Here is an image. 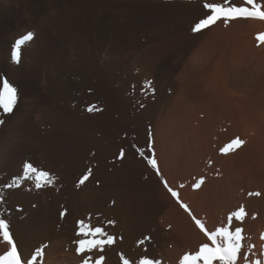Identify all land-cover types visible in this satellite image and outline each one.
Segmentation results:
<instances>
[{"label":"rangeland","instance_id":"1","mask_svg":"<svg viewBox=\"0 0 264 264\" xmlns=\"http://www.w3.org/2000/svg\"><path fill=\"white\" fill-rule=\"evenodd\" d=\"M192 1L193 0H188L187 3L179 2L186 3V8V4H175L179 7H175L174 5H160L154 7L150 6V12L147 11L148 13L146 12L144 14L145 18L143 19V21L141 20L143 17H139V19L141 18L140 20L138 19L139 22L137 21V27L139 28H135V35H133L128 41H121L122 38H118V35L116 34L122 35L123 32L121 33L119 31H116V34H114L115 38H113V44H115L116 42L118 45L120 43L122 45H114L116 46L114 47V50L116 51H113L112 53L113 57L111 56L112 59H110V61L112 62L110 63V65L102 66L98 69L99 71L93 72L94 74L92 73L91 75L82 74L77 76V74H74L70 76L71 78L65 77L66 79H71L69 80L70 86L68 85V88L66 89L67 96L65 97V100L57 103L58 105L60 104L59 106L55 105L52 108L50 107L47 113L49 119L47 118V120H45L43 118L42 120L47 124L42 123V125H40L41 123H36L34 124L36 129L31 128V131L25 128L26 131L24 135L27 134L28 136L22 135V137L24 138H22V142L21 140L20 142L23 144H28L29 142L25 141H29L31 137V140L34 141L36 137H39V139L43 138L40 140V142L42 140H48L47 144L54 142L56 143V141L58 142L60 140L59 138H62L61 136L65 137V140H68L67 135L69 136V138H71V142L68 140L70 143L77 144L78 142V146H84L85 149L90 144L91 147H89V149L87 148L88 150L86 149L87 151L85 150V152L87 153L89 151V153L87 154L91 157L93 156L92 158L94 159V166L91 167L92 172L90 174V176L93 174H97L95 176H92L94 180L92 179L90 183L84 182L83 185L79 184V180L73 181V184L72 182H69V184H67V181L60 180L54 175V173V178H52L49 172H47L46 170H42V168H39V166H36V172H31L32 174L27 176L28 178H25L26 176H24L21 181H14L13 179L6 176L7 173L4 169L3 162L0 160V219H4L9 224V232L13 238V243L17 245V250L22 254L23 258L25 257V255L21 251L19 240L16 235L19 226L23 224L28 218H31L30 220L32 221H30V224L32 226L39 224V222H43L45 224L43 218L48 216L50 218H54L55 222L52 223V235L58 236L57 243L61 244V246H59L60 244L58 245L59 249H57L53 255L55 257V260L52 263L50 262V264H84L85 262L86 264H95L94 262H96V264H104L109 255H113L114 258L118 259L120 264H123L125 259L123 258L122 253L118 250H115L116 244L122 240V235L121 233H119L116 227L119 222L118 217L122 215V212L120 211H124L123 214H127V210H131V206H133V209L140 211L143 216L148 215L149 217H151L153 215L150 219L154 220L155 224H159L161 234L163 236H167V233L176 234L179 229L176 221H171L163 217V215L161 214L162 208L167 209L168 205H170L169 203L171 202L173 203L176 211L184 213L188 216V218L191 217V223L200 230V228L195 223L194 217L195 219H199L200 221L201 219L200 217L193 216L195 215V213L190 204L191 202H194V197H192L193 199H191L189 202L183 199L182 196L186 195V192L187 194H191L193 192L192 195L198 193L202 188L203 183H209L211 180L217 181L219 188H222V190H220L221 192H219L220 194L218 193L219 195L213 193L210 190L211 193H209L207 196L209 199H214L212 202L211 199L209 200L211 204H214L212 206L215 209L212 207V211H217L219 213L229 207L228 203H225V201L223 202L224 197H221L225 194V192L228 191L227 195L239 193L245 195V198L247 199H256L259 201L262 200L261 205H258V203L257 205L255 204L253 210L251 209L252 207H250L248 204L245 205V203H241L238 204L239 206H235L234 203L233 206L235 207L233 208L235 209L232 208L234 211H236V209L238 212L240 211V209H243V211H245L244 215L241 218H238L242 221L238 227L242 229L243 236H245L243 219L246 217L248 218L249 216L251 222L252 219L255 220L258 218V213L260 212L261 208L264 207V190L262 189V187H264V115H261L260 113V109L264 107V102L262 101L263 93L262 91H260V89H258L260 88L259 86H255L256 88L250 87L248 88L250 89V91L245 92L246 90L244 91V89L246 87L244 88L243 85L239 84V86L235 85V83H233V81L227 74L228 70L226 69H228L227 66L230 59L229 56L232 55V52L235 51L236 43L234 42L236 41V38L233 37L232 34H226L225 30L228 29V26L231 25L234 20H232V22L229 21L227 23L229 25L225 24L223 20H220L221 22L217 21V24L215 23L210 28H206L201 32L192 31L194 24L207 14V10L204 8V4L209 1V3L220 2V0H194V2L198 3V5H195V3ZM171 2L174 1H165L166 4ZM232 2L238 5L237 0H232ZM157 3L164 4V1H157ZM192 3L194 4L192 5ZM188 6L190 7L189 9ZM151 7L152 10H150ZM11 48H13V46ZM11 50H9L10 58L12 52ZM202 54L203 58L201 57ZM193 56L195 57V59H193ZM200 57L201 60L199 61L198 58ZM191 68H195L193 71L194 73L191 71ZM196 71L197 73H195ZM198 71L204 73L205 75L199 73ZM202 75L203 77L214 76L213 80H216L214 81L216 82V86L217 84L218 87L220 85L219 89L216 90V98L221 96L222 98L219 97L220 100H213L212 103H209L207 100L203 99L202 94L198 92L196 87L201 83V80L199 79L203 78ZM188 77L190 81L188 80ZM195 77H197V79ZM191 78H193V80ZM230 81L231 83L227 85V83ZM225 83L226 85H224ZM223 85L225 86L224 88L222 87ZM182 86H184L186 90L184 89V87L181 88ZM221 87L225 91L220 89ZM220 90L222 91V93ZM181 91L183 92L182 94ZM225 97L227 99L232 97L230 99L231 103L229 104V107L221 111V102ZM254 99L261 101V104H259V101L257 100V102L254 101ZM217 101L220 102L218 103ZM253 101L254 104H257L256 106L252 104ZM251 104L255 107L251 106ZM207 106H209L211 109ZM240 106L242 107V109ZM89 107H94L95 110L90 112L88 111ZM256 107L259 108L256 109ZM253 108L255 109L253 110ZM238 109H240L242 112L240 110L238 111ZM234 110L236 111L235 114ZM247 111L250 113L253 112L251 113L252 115L250 114L251 117H249V113ZM1 113L0 116H2L3 118L0 119H3L5 121V116L7 114L5 115L4 113ZM34 113L35 112H33V114ZM253 115H255V117ZM252 116L254 119L252 118ZM165 118L166 120H164ZM247 118H250V120L252 118V120H247ZM155 125H157V128ZM195 129H198L199 131H194ZM33 130L37 131L38 134ZM47 130L51 132H48L47 134ZM57 130L60 132H58ZM195 132L197 133V136ZM29 133H31L30 135L32 136H30ZM51 133L54 134L52 135L53 140L50 138ZM37 135H40L41 137ZM55 136L59 138H56ZM46 137L47 139L45 140ZM237 137L244 141L241 146L227 153L221 152V149L224 148L225 145H227ZM166 138H168L169 141ZM160 139L161 141L163 139V145L165 144L166 140V143L168 144L169 142V145L166 144L167 146L164 145L163 147L162 142H159ZM156 140L158 142H156ZM68 141H65V144L68 143ZM42 143L45 144L44 142ZM81 143L83 144V146L81 145ZM172 143L175 145L173 146ZM28 146L30 145L28 144ZM165 146L167 149L165 148ZM175 146L177 147V149ZM249 146L251 149L249 148ZM158 147L161 149H159ZM170 147L173 149H171ZM192 147L198 148L197 151H203L205 155L203 156L204 158L200 156L198 158L199 160L196 158V164H190V161L188 159H185L187 156H181V154L183 153L187 154L186 152H188L189 148ZM244 147L248 149H245ZM35 150V155L38 156L42 164L46 163V161L48 163L49 157H47L48 155L45 154V147L43 154L41 153L42 150L40 149V147ZM122 152L123 155H121ZM169 152H173L174 156L177 155L175 156L177 157L176 159L181 160L184 158V161L188 160L187 162L189 163L187 164V162H185L184 166H189L187 168L183 167L184 170L183 168L181 169L177 167V170H173V172L170 170L172 173L169 172V170L163 168L162 161L166 160L167 158L169 159ZM160 153L164 155L162 156ZM95 154L96 156L94 157ZM157 157L161 158L162 160ZM149 159H155L156 164L158 163L157 168L152 167V165L148 162ZM191 165L193 169L190 168ZM199 167L201 169H199ZM157 169L160 170L159 175H157ZM98 170L101 171V175L104 173L103 175L105 176H101ZM182 170L184 172H187L188 174L184 172L182 173ZM39 171L47 172L50 175L48 176L49 179H41L39 181L40 187H37V176L40 173ZM173 173L176 174V178L173 176ZM246 173L249 174L248 178L246 177L248 176V174ZM254 173L257 174L255 175ZM168 174L170 175L169 177ZM227 175L229 177L227 178L228 181H226L225 179ZM257 175L258 177H261H259L261 180H258V178H256ZM153 176L154 178H151ZM181 176H185V178L183 177L184 179H179ZM242 176L245 178L243 179ZM107 177L109 178V180L107 179ZM162 177L164 180L162 179ZM116 178L118 180H116ZM27 179H29L30 182ZM172 179L174 180L172 181ZM201 179L203 180V183H200ZM236 179L237 181H235ZM254 180H258L256 181L257 183L259 181H262L260 185H257L259 186V188L255 187L254 190H248V184L252 183V181L255 182ZM112 181L113 183H111ZM114 181L117 182L118 185L115 184ZM163 181H167L169 188L173 189L176 192H179V200L171 195V193L168 191V188L165 187ZM100 182L102 183L100 184ZM106 182L108 186L106 185ZM197 182L199 184V187H195L197 185ZM235 182L237 183V185H234L236 184ZM231 183L234 184L232 185ZM98 184L102 187H100ZM122 184H124L125 186H123ZM211 184L213 185V183ZM225 184L228 186L226 187ZM152 185H155L154 188ZM221 185L224 187H222ZM82 187H85L84 191H82ZM86 187H88V189ZM225 188H227V190ZM86 189L87 193H85ZM89 189L91 190V192H89ZM119 189V193L122 190L121 194H123V192L125 193V190L127 189L130 190H127L126 194L121 195L119 193H116ZM115 190H117L115 194H117L118 199L122 197V200L121 198L119 200H116L117 196H114L113 194ZM80 191L83 193L81 194ZM182 191L184 192V194H181L183 193ZM98 193H100L101 197H99ZM101 193L102 195L106 196L103 197ZM87 194L89 198H96L97 196V199L100 198L99 200L101 202L99 204V207H88L87 204H85L86 200L83 198L86 197ZM219 196L221 199L219 198ZM103 200L106 201L104 202ZM125 200L127 202L130 201L127 208L126 206L122 205V201L127 203ZM72 201H74L77 205H74L75 203H72ZM115 201L116 204H114ZM182 204L187 205V210L181 206ZM105 205L106 209L104 208ZM222 205L223 207L221 208ZM123 208L125 210H123ZM102 210H104L106 213ZM232 211L231 213H233ZM50 213H52V216H50ZM221 215L223 217L225 214ZM230 215L228 214L227 216L231 217ZM217 226L219 228L221 227V225ZM96 227L104 229L105 232L107 231V235L113 237L114 244H105L103 247V251L93 249L91 251H85L82 253L78 252L77 248L79 247V241L81 239H106V237H94L91 234L90 230ZM81 229H83V232L81 231ZM116 229L118 232L116 231ZM27 233L31 237L32 242H38L35 232L31 233L30 231H28ZM157 238L158 239L153 242V237L147 236L146 238L141 239V241L139 242L140 246H142V252L144 253L142 257H144V259L151 260L152 264H154L153 255H156L158 251L156 242H158L160 239L159 237ZM246 238L248 239L247 234L244 239ZM0 242V255H3L6 251L10 250L11 246L5 243L2 232H0ZM51 242V239H44L39 241L35 246H31L30 248L32 250L30 251L28 256L25 257L28 261L27 264H45V262L47 261L46 251L52 244ZM146 243H149V245L154 244L152 245L153 254L148 250V246L146 245ZM63 247L65 249H63ZM68 249L70 250L68 251ZM101 256L104 257L103 260H100ZM73 257H75V259ZM129 264L131 263L129 262Z\"/></svg>","mask_w":264,"mask_h":264},{"label":"bare ground","instance_id":"2","mask_svg":"<svg viewBox=\"0 0 264 264\" xmlns=\"http://www.w3.org/2000/svg\"><path fill=\"white\" fill-rule=\"evenodd\" d=\"M157 1H159V2L164 1V4L157 3ZM165 1H174V2L166 4ZM187 1L188 0H0V87H2L3 79H8L9 82L13 83V85L16 86L18 89L17 106L14 108L13 112L10 115H8V114L6 115L4 113L6 115L5 121H4L3 125L0 124L1 125V128H0V160L3 162L4 169L7 173L6 176H8V178L13 179L14 181L15 180L21 181L24 176H26L25 178H28L27 176L31 175L32 173L31 172L26 173L24 170V166L26 164H32L33 168H35L36 166H39V168L41 167L42 170H46L47 172H49L51 174L52 178H54V175H55L60 180L67 181L68 182L67 184H69V182H72V184H73V181H76V180L80 181V179L85 174H87L89 170H91V167L94 166L93 165L94 159L92 158L93 156L91 157L90 155L87 154V153H89V151L87 153L85 152V150L87 148L89 149V147H91L90 144L86 149L84 148L82 143H81V145L83 147H81L80 145H79L80 146L79 147L78 142H77V144L70 143L71 138H69L68 135H67V139L70 142L68 140H65L66 138L63 136H61L63 139L55 136L56 138H59L60 140L58 142L56 141V143L54 142V143H50V144L48 143L47 144L48 140L47 141L42 140L40 142V140L43 138L39 139V137H36V134H35V137H36L35 141L31 140L32 137L29 141H25V142H29L28 144L30 146H28L27 143H25V144L21 143L22 142L21 139L24 138V137H22V135H24V133L26 131L25 128H27V130H30L31 128L36 129V127L34 125L36 123H41L40 125H42V123L47 124L45 121H42V120H43V118L45 120H47V118L49 119L47 113H48L50 107L52 108L55 105L57 106L58 105L57 103L65 100V97L67 96L66 89L68 88V85L70 86L69 80H71V79H66L65 77H70L71 75H74V74H77V76L82 75V74L91 75L93 72L99 71L98 69L101 68L102 66H105V65L109 66L110 65V63L112 62V61H110V59H112L111 58L112 53H113V51H116V50H114V47H116L114 45L117 43L115 42V44H113V38H115L114 34H116V31H119L121 33L123 32L122 35L116 34V35H118V38L121 37L123 39V40L121 39V41H123V42H124V40L128 41L133 35H135L134 30L137 27V21H138L139 17L142 16L143 18L142 19L140 18V19L143 21V19L145 18L144 14L147 11H149L150 6L154 7V6H160V5L161 6L162 5L163 6L174 5L175 7H179V6H176L175 4L182 5V4H186ZM179 2H186V3H179ZM192 2H194V0ZM237 2H238V5H240L243 3V0H237ZM189 3H188V5H189ZM194 3H192V5ZM257 3L264 6V0H257ZM196 4L198 5V3H195V5ZM201 4H202V2H201ZM186 6H187V4L185 5V8H186ZM182 8H184V7H182ZM189 8L190 7L188 6V9ZM150 10H152V7ZM262 10H264V8H262ZM193 11H194V8H193ZM230 22H232V21H230ZM227 25H229V24H227ZM138 28L139 27H137V29ZM30 30L34 33V39L31 42H29L28 44H26L25 46H23V48H22V61L20 64H15L12 62V60L10 58L9 50L13 49L11 47L14 45L16 39L21 38L24 34H26ZM114 31H115V33H114ZM225 33L226 34H232V36L236 38V41L234 42V43H236L235 51L232 52V55L229 56L230 59H229L228 66H227L228 69L225 68L226 70H228L227 74L229 75V77L231 78L233 83H235V85L239 84V85H243L244 88L246 87L244 89V91L246 90L245 92H249L250 89H248V88H250V87L256 88L255 86H259L260 88H258V89H260V91H262V93H263L262 101L264 102V39H262V40L257 39V36L259 34H264V20L257 19V18L237 19V20H234L231 23V25L228 26V29L225 30ZM119 43H120V41H119ZM119 45H122V44L120 43ZM123 45H125V44H123ZM194 56H193V59H195ZM201 57L203 58V54ZM201 57L198 58L199 61L201 60ZM205 58H206V56H205ZM196 60H197V58H196ZM205 61H206V59H205ZM222 62H223V59H222ZM191 63H193V62H191ZM194 69L191 68V71L193 72ZM196 69H198V68H196ZM198 72L202 73L200 71H198ZM195 73H197V71ZM202 74L205 75L204 73H202ZM203 75H202V77H203ZM197 77H199V76H197ZM197 77H195V78L197 79ZM200 77H201V75H200ZM213 77L214 76H212V77L211 76H205L202 79H199V80H201V83L196 86L198 92L202 94L203 99L207 100L209 103H212L213 100L214 101L220 100L219 97L222 98L221 96L216 98V96H217L216 90L219 89L220 85H219V87H218V84L216 86V82H214L216 80H213ZM191 79L193 80V78H191ZM188 80H189V77H188ZM226 83L224 85H226ZM229 83H231V81L228 82L227 85ZM224 85L222 86L223 88L225 87ZM183 87L184 86H182L181 88H183ZM222 87L220 89L223 90ZM233 88H234V86H233ZM184 89H185V87H184ZM182 91H181V94L184 92V91L183 92ZM223 91H225V90H223ZM195 92H197V91H195ZM221 93H222V91H221ZM226 97L221 102V106H220L221 111L230 106L229 105L231 103L230 99L232 97L228 98V99ZM256 100L257 99H254V101H256ZM254 101L252 102V104H254ZM257 101H259V100H257ZM260 102L261 101H259V104H261ZM209 103H207V104H209ZM252 104H251V106H253V107H255L257 105V104H254L255 105L254 106ZM207 107H209V106H207ZM209 108H207V109H209ZM258 108L259 107H256V109H258ZM241 109H242V107H241ZM254 109L255 108H253V110ZM239 110L240 109H238V111ZM1 112L2 111H0V113ZM33 112H35L36 114L35 113L33 114ZM216 112H217V110H216ZM231 112H233V111H231ZM231 112H230V114H231ZM218 113H220V112H218ZM235 113H236V111L234 112V114ZM248 113H249L248 114L249 117H251V115H252L251 113H253V112H251V113L248 112ZM260 113H261V115H264V107H262V109H260ZM4 114H3V116H4ZM253 116L255 117V115H253ZM253 116H252V118H253ZM0 118H3V117L0 116ZM223 118H224V116H223ZM252 118H251V120H252ZM248 119L250 120V118H247V120ZM164 120H166V118ZM244 120H245V118H244ZM222 123H223V121H222ZM247 123H249V122H247ZM157 125H155L156 128H157ZM159 125H160V123H159ZM236 125H237V122H236ZM209 126H211V125H209ZM33 127H35V128H33ZM38 130H40V129H38ZM196 130H198V129H195L194 131H196ZM33 131H35V130H33ZM48 132L49 131L47 130V134H48ZM52 132H54V131H52ZM58 132H60V131H58ZM31 133H29V135ZM35 133H37V131H35ZM42 134H43V132H42ZM195 134L197 136L196 132H195ZM26 135L27 134H25L24 136H26ZM52 135H54V134L51 133V136H50L51 139H52ZM30 136H32V135H30ZM30 136H29V138H30ZM37 136H40V135H37ZM57 136H59V135H57ZM193 136H194V134H193ZM33 137H34V135H33ZM47 137L45 138V140L47 139ZM56 138H54V139H56ZM156 138H158V137H156ZM168 138H166V139H168ZM20 140H21V142H20ZM65 141H68V143L65 144ZM162 141H163V139H162ZM162 141L160 139L159 142H162ZM166 141H165L164 145L167 144ZM168 141H169V139H168ZM23 142H24V140H23ZM42 142H44L45 144H43ZM156 142H158V141L156 140ZM162 145H163V142H162ZM164 145H163V147H164ZM167 145H169V142ZM174 145L175 144H173V146ZM199 145H197V146H199ZM159 146H161V145H159ZM166 146H165V148H166ZM170 146H171V144H170ZM39 147L42 150V152H41L42 154L44 152V147H45V154L48 155L47 157H49L48 163L46 161V163L42 164V162L39 160L38 156L35 155V151H36L35 149H37ZM244 148L248 149L246 147H244ZM249 148H250V146H249ZM159 149H161V148H159ZM162 149H164V148H162ZM171 149H173V148H171ZM176 149H177V147H176ZM176 149H175V151H176ZM197 149L198 148H196V147L189 148V151L186 152L187 154L183 153V154H181V156H183V157L187 156L188 158L186 157L185 159H188L190 161V164L191 163L196 164V158L198 159L200 156L201 157L205 156L203 151H199V150L197 151ZM168 150H170V149H168ZM178 150H180V149H178ZM91 152H90V154H91ZM161 152H162V150H161ZM95 156H96V154L94 155V157ZM157 156H158V153H157ZM168 156H169V159L168 158H167L168 160L166 158H165L166 160L163 159L164 161H162L163 162L162 165H163V168H165L166 170H169V172H171V171L173 172V170H177L176 169L177 167H179L181 169L183 167H186L184 165H185V162H187L188 160L184 161L183 160L184 158L181 160L176 159L177 157H175V156H177V155L174 156L173 152H171V153L169 152ZM43 158H45V157H43ZM157 158H159V157H157ZM159 159H161V158H159ZM188 163L189 162H187V164ZM192 165H194V164H192ZM192 165L190 168H192ZM199 169H201V168L199 167ZM199 169H197V170H199ZM94 170H95V168H94ZM101 170H102V168H101ZM183 170H184V168H183ZM183 170L181 171L182 173L184 172ZM187 170H189V169H187ZM98 172L100 174L101 171L98 170ZM53 173H54V175H53ZM175 173H173L174 177L176 175ZM184 173H187V172H184ZM189 173H190V171H189ZM246 174H248V173H246ZM254 174L256 175L257 173H254ZM93 175H91V176L89 175V178L85 182L90 183L93 179V177H92ZM95 175H97V174H95ZM180 175H181V173H180ZM228 175L225 178L226 181H228L227 180V178H229ZM103 176H105V175H103ZM169 176L170 175L168 174V177ZM215 176H216V174H215ZM183 177L185 178V176H183ZM183 177L181 176L179 179H181ZM246 177L248 178L249 174ZM259 177L257 175L256 178H258V180H261L260 179L261 177L260 178ZM151 178H154V176ZM159 178H161V177H159ZM241 178H240V180H241ZM244 178L245 177H243V179ZM107 179L109 180L108 177H107ZM162 179H163V177H162ZM168 179H170V178H168ZM213 179H214V177H213ZM27 180L29 181V179H27ZM27 180H26V182H27ZM104 180H103V182H104ZM116 180H118V179L116 178ZM173 180L174 179H172V181ZM258 180H254L255 182L252 181V183L248 184L247 189L248 190H251V189L254 190L255 187L259 188V186H257V185L258 184L260 185L262 181H259L260 183L259 182L257 183L256 181H258ZM235 181H237V179ZM198 182H197V184H198ZM101 183L102 182H100V184ZM111 183H113V181ZM211 183H213V185ZM115 184L118 185L117 182H115ZM106 185H107V182H106ZM122 185L125 186L124 184H122ZM234 185H237V183ZM103 186H105V185H103ZM154 186H153V188H154ZM227 186L228 185H226V187ZM229 186H230V183H229ZM88 187H86V188L88 189ZM100 187H102V186H100ZM111 187H113V186H111ZM192 187H194V186H192ZM222 187H224V186H222ZM82 188H83L82 191H84L85 187H82ZM94 188H96V187H94ZM150 188H152V187H150ZM87 189L85 190V193H87ZM225 189L227 190V188H225ZM262 189L264 190V187H262ZM127 190H125L126 192L125 193L123 192V194H126ZM151 190H153V189H151ZM210 190L213 193L218 194L219 192H221L220 190H222V188L221 187L219 188L217 181L211 180L209 183H203V186L199 190L198 193H195L194 195H192L193 192L191 194H187V192H186L185 193L186 195L182 196L183 199H185L189 202L191 199H193L192 197H194V199H193L194 202L190 203L191 208L193 209V211L195 213V215H193V216L200 217L201 222L205 225L206 229L209 231H215V230L219 229V227L217 225H221V227L230 226L231 230L234 231L235 228H237L241 224L242 221H241V219H238V218H237L238 220L236 219V216L234 215V213L235 212L237 213L238 211H237V209H236V211H234L233 209H235V208H233V207H235L238 204L245 203V205L248 204L250 207H252L251 209L253 210V207L255 206V204L257 205V203H258V205H261V203H262L261 202L262 200L259 201L256 199H247V198H245V195H242L239 193L227 195L228 191L225 192L226 191L225 190L224 191L225 194L223 193L224 195L221 197H224L223 202L225 201V203H228L229 207H227L225 210H223L224 209L223 208L222 209L223 211L218 213L217 211H215V212L212 211L213 210L212 205H214V204H211L209 201L211 198L209 199L207 197L208 194L211 193ZM116 191L117 190H115L113 192L114 196L115 195L117 196V194H115ZM119 191H120V189L116 193H119ZM185 191H186V189H185ZM89 192H91V190ZM256 192H258V191H256ZM82 193L83 192H81V194ZM121 193H122V190L119 194H121ZM250 193H252V192H250ZM98 194H99V197H101L100 193H98ZM123 194H121V195H123ZM150 194H151V192H150ZM181 194H184V192ZM74 195H75V193H74ZM74 195H72V196H74ZM101 195H102V193H101ZM102 196L105 197L106 195L105 196L102 195ZM165 197H167V196H165ZM93 198H95V197H93ZM93 198H89L88 194H87V196L84 197L83 199L86 200L85 204H87L88 207L89 206H91V207L92 206H96V207L98 206L99 207V204L101 202L99 200L100 198L97 199L98 196L95 199H93ZM120 198L122 200V197H120ZM219 198H220V196H219ZM119 199L117 196L116 200H119ZM111 200H112V197H111ZM123 200H124V198H123ZM213 200L211 199V202ZM73 202L74 201H72V203ZM129 202L125 203L124 201H122V203H123L122 205L126 206V208H127ZM223 202H222V204H223ZM69 203H70V201H69ZM124 203L127 205H125ZM234 203H235V206H233ZM114 204H116V201L114 202ZM169 204L170 205H168L167 209L162 208L161 214L163 215V217H165L171 221H176L178 226H179V229H178L176 234L167 233V236H163L161 234L160 229H159V224H155L154 220L150 219L153 215L151 217H149L148 215L143 216L140 211L134 210L133 206H131L132 207L131 210L130 209H129V211L127 210V214L126 213L123 214L124 211H120V212H122V215L120 217H118L119 222H118V224L116 223L117 224L116 227H117L119 233H121V235H122V240L116 244L115 250L120 251L125 260H128L131 264H139V262L144 259V257H142L144 254L142 252V248H141L142 246H140L139 242L141 241V239H144L147 236H152L154 239V240H152L153 242H155L158 239L157 237H159V239H160L158 242H156L157 247H158V251H157V254L155 253L156 255H153L154 256V264H181L185 255H194L199 250L200 245H202L204 243H210L208 241L207 237L197 227H195L191 223V221H190L191 217L188 218V216L185 215L184 213H180V212L176 211L173 203L170 202ZM74 205H77V204L75 203ZM106 205L104 206L105 209H106ZM215 205H217V204H215ZM108 206H110V205H108ZM222 207H223V205L221 206V208ZM224 207H225V205H224ZM100 209H102V208H100ZM228 209H230V210H228ZM123 210H125V209L123 208ZM96 211H97V209H96ZM102 211H104V210H102ZM231 211L233 213H231ZM37 212H38V210H37ZM220 213L225 214V215L222 217V215ZM259 213H258V218L255 220L252 219L251 222H250L249 216H248V218L246 217L243 219V221H244L243 225L245 227L244 235L246 236V234H247L248 239L246 238L243 241V247L241 250L242 255H241L240 259L238 260V264H257V262H259V264H264V239H262V237H264V207L261 208ZM51 214L52 213H50V216H52ZM228 214L229 215L231 214L230 215L231 220H229L230 217L227 216ZM85 215H86V213H85ZM43 217H45V216H43ZM107 217H108V215H107ZM30 219L31 218H28L27 220H25V222L19 226V229L16 232L17 238L19 240L21 251L26 257V256H28V254L32 250L30 248L31 246H35L41 240L51 239L52 244L49 246L48 250L46 251L47 261L45 262V264H50V262L52 263L55 260V257L53 256L55 251L57 249H59V246H61L60 243H57L58 242L57 241L58 236L52 235V231H53L52 223L55 222L54 218H50V217L46 216L45 218H43V221L45 222V224L43 222H39V224L34 225V226H32L30 224V221H32ZM157 226H158V228H157ZM110 228H112V227H110ZM161 228H162V226H161ZM117 229H116V231H117ZM28 231H30L31 233H34V232L36 233L37 240H38L37 243L32 242L31 237L27 233ZM32 235H34V234H32ZM245 236H243V237H245ZM0 244H1V242H0ZM150 244H151V242H150ZM146 245L148 246V250L153 254V246L152 245H154V244L149 245V243H146ZM63 249H65V248L63 247ZM70 249H72V248H70ZM70 249H68V251ZM143 251H145V250H143ZM245 255L247 256V259L244 258ZM69 257H70V255H69ZM73 258L75 259V257H73ZM76 258H79V257H76ZM94 263L96 264V262H94ZM104 264H120V263H119L117 258L113 257V255H109ZM197 264H203V261L202 260L198 261ZM214 264H218V262H214Z\"/></svg>","mask_w":264,"mask_h":264},{"label":"snow or ice","instance_id":"3","mask_svg":"<svg viewBox=\"0 0 264 264\" xmlns=\"http://www.w3.org/2000/svg\"><path fill=\"white\" fill-rule=\"evenodd\" d=\"M204 8L207 10V14L193 26V32H201L206 28H210L217 21L223 20L225 24L229 21L237 19L257 18L264 20V6L257 3V0H243V3L237 5L232 0H220V2H206ZM34 39V33L29 31L21 38L17 39L13 45L11 52V60L15 64H20L22 61V48ZM258 40L264 39V34L257 36ZM18 102V89L13 83H10L8 79H3L2 87H0V111L5 114H11ZM94 107H89L88 111H94ZM4 120L0 119V124H3ZM244 143L239 137L233 139L230 143L225 145L221 149V152L227 153L241 146ZM123 155V152L121 153ZM153 168H157L155 159H149L148 161ZM25 172H36L32 164H26L24 166ZM91 174V170L88 171L79 181V184H83ZM157 169V175H159ZM47 172H40L37 176V187H40L39 181L41 179L48 178ZM50 182V181H49ZM168 191L173 197L179 200L178 192L168 187L167 181H163ZM203 183V180L200 181ZM199 187V184L196 185ZM187 210V205H181ZM237 218H241L244 215L243 209L234 214ZM195 223L204 233L210 243H204L200 245L199 250L194 255H185L181 264H197L198 261H203V264H238V260L242 255V241L244 237L242 235V229L237 227L235 230H231L230 226L220 227L215 231H209L205 225L199 220L195 219ZM231 220V217L229 218ZM83 232V229H81ZM0 232H2L4 241L10 245V250L6 251L3 255H0V264H27V259L22 257V254L18 252L17 245L13 243V238L9 232V224L0 219ZM91 234L96 237H106V239H91L79 241L78 252L91 251L98 249L103 251L105 244L113 243V237L107 235L104 229L96 227L90 230ZM264 239V237H262ZM247 259V256L244 257ZM103 260V257H100ZM86 264V262H85ZM123 264H129L128 260H124ZM139 264H152L151 260L143 259ZM259 264V262H257Z\"/></svg>","mask_w":264,"mask_h":264}]
</instances>
